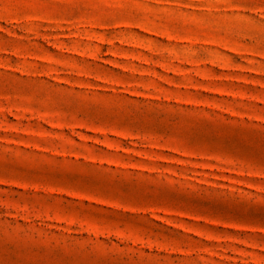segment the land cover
I'll list each match as a JSON object with an SVG mask.
<instances>
[{"label": "rangeland", "instance_id": "1", "mask_svg": "<svg viewBox=\"0 0 264 264\" xmlns=\"http://www.w3.org/2000/svg\"><path fill=\"white\" fill-rule=\"evenodd\" d=\"M0 264H264V0H0Z\"/></svg>", "mask_w": 264, "mask_h": 264}]
</instances>
